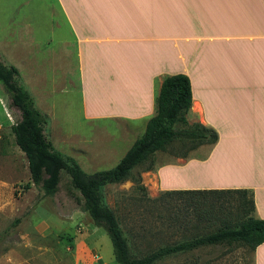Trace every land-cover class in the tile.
Returning <instances> with one entry per match:
<instances>
[{"label": "rangeland", "instance_id": "rangeland-1", "mask_svg": "<svg viewBox=\"0 0 264 264\" xmlns=\"http://www.w3.org/2000/svg\"><path fill=\"white\" fill-rule=\"evenodd\" d=\"M62 7L60 0H0V56L19 69L20 82L47 118L44 131L54 148L91 174L116 166L145 125L125 136L112 123L85 120L76 39ZM20 117L0 82V264H119L109 234L78 204L72 191L80 193L66 171L52 196L32 182L28 159L12 131ZM190 148V141L178 139L134 168L132 176L141 174L145 191L132 178L104 186L103 203L116 214L134 256L211 232L221 218L237 216V193L193 198L158 189L153 168L208 150ZM155 264H254V251L240 244L207 245Z\"/></svg>", "mask_w": 264, "mask_h": 264}, {"label": "crops", "instance_id": "crops-1", "mask_svg": "<svg viewBox=\"0 0 264 264\" xmlns=\"http://www.w3.org/2000/svg\"><path fill=\"white\" fill-rule=\"evenodd\" d=\"M60 1L85 120L133 135L155 114L164 77L188 75L192 114L218 140L153 168L158 189H249L264 219V0ZM254 264H264V242Z\"/></svg>", "mask_w": 264, "mask_h": 264}, {"label": "trees", "instance_id": "trees-1", "mask_svg": "<svg viewBox=\"0 0 264 264\" xmlns=\"http://www.w3.org/2000/svg\"><path fill=\"white\" fill-rule=\"evenodd\" d=\"M19 77V69L15 65L6 64L0 56V82L9 96L10 104L21 113L20 119L12 126V131L17 145L28 159L32 182L41 187L44 195L52 196L59 190L62 171H66L72 188L80 193L79 196L71 189L76 201L88 212L96 226L105 228L119 264H155L172 254L207 245L240 244L254 251L264 242V219L255 215L253 192L249 189L164 191V195L168 196L193 198L196 195L237 193V216L221 218V225L211 232L177 244L161 246L139 257L131 253L116 214L103 203V188L109 183L132 178L137 187L145 191L141 174L132 176L133 169L151 160L158 151L166 150L176 140L190 141L191 150L217 142L218 132L214 128L205 126L199 120L190 122V117L196 116L191 109L193 93L188 75L176 73L164 77L156 98V112L149 119L144 134L137 138L116 166L91 174L85 172L73 157L54 148L44 131L47 118L36 107L33 95L20 82ZM178 124L181 126L178 127ZM188 155L185 153L180 157L187 158ZM151 169L152 166L146 168ZM230 212L232 213V209ZM208 213L206 211L204 214Z\"/></svg>", "mask_w": 264, "mask_h": 264}, {"label": "bare ground", "instance_id": "bare-ground-1", "mask_svg": "<svg viewBox=\"0 0 264 264\" xmlns=\"http://www.w3.org/2000/svg\"><path fill=\"white\" fill-rule=\"evenodd\" d=\"M175 58H176V57H175ZM173 59H174V58H173ZM176 59H177V58H176ZM174 60H175V59H174ZM179 60H180V59H179ZM172 62H173V61H171L170 63H172ZM179 62H180V61H179ZM179 62H178V63H179ZM176 63H177V62H176ZM180 63H181V62H180ZM186 63H187V61H186ZM174 65H176V64L174 63ZM180 66H181V65H180ZM171 67H172V66H171ZM175 67H176V66H175ZM192 67H193V66H192ZM192 67H191V68H192ZM181 68H182V67H181ZM185 68H186V67H185ZM183 69H184V68H183ZM172 70H173V69H172ZM175 70H176V69H175ZM175 70H174V71H175ZM177 70H178V69H177ZM198 75H199V74H198ZM195 76H196V75H195ZM196 77H197V76H196ZM214 78H215V77H214ZM222 78H223V76H222ZM195 79H196V78H195ZM197 79H198V78H197ZM199 79H200V78H199ZM206 80H207V79H206ZM195 81H196V80H195ZM215 82H216V81H215ZM212 84H214V83H212ZM87 86H88V85H87ZM88 87H89V86H88Z\"/></svg>", "mask_w": 264, "mask_h": 264}]
</instances>
